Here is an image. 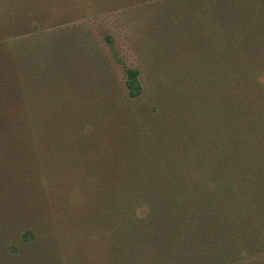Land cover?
Returning a JSON list of instances; mask_svg holds the SVG:
<instances>
[{
    "label": "trees",
    "instance_id": "obj_1",
    "mask_svg": "<svg viewBox=\"0 0 264 264\" xmlns=\"http://www.w3.org/2000/svg\"><path fill=\"white\" fill-rule=\"evenodd\" d=\"M32 1L0 13V255L264 264V0H138L137 66Z\"/></svg>",
    "mask_w": 264,
    "mask_h": 264
},
{
    "label": "rangeland",
    "instance_id": "obj_2",
    "mask_svg": "<svg viewBox=\"0 0 264 264\" xmlns=\"http://www.w3.org/2000/svg\"><path fill=\"white\" fill-rule=\"evenodd\" d=\"M30 1L0 0V13L3 12L4 5L11 11L20 5L28 4ZM137 1L105 0L104 8H99L103 10L102 13L95 8L93 0H33L30 8L36 7L39 10L44 8V12H47V19L38 20L39 28H45L41 22L46 20V24L56 25L62 21L60 29L63 30V34L86 30L89 32L91 40L95 41L93 44L99 46L106 54L110 51L104 44L103 35L109 34L114 41V49L118 50L124 65L137 66L139 65L138 55L132 49V41L137 35L132 27L135 24V19L131 15L127 16L132 10L138 8ZM112 69L116 73V78L122 81L121 67L113 65ZM6 233H9L8 238L5 241L0 240V253L2 255H5L4 247L7 249V246L14 244L13 230L7 229ZM0 260L6 264H15L14 258L9 256L0 255Z\"/></svg>",
    "mask_w": 264,
    "mask_h": 264
}]
</instances>
